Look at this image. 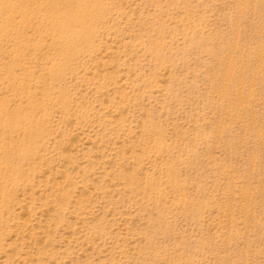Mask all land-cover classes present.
<instances>
[{
    "label": "rangeland",
    "instance_id": "obj_1",
    "mask_svg": "<svg viewBox=\"0 0 264 264\" xmlns=\"http://www.w3.org/2000/svg\"><path fill=\"white\" fill-rule=\"evenodd\" d=\"M0 264H264V0H0Z\"/></svg>",
    "mask_w": 264,
    "mask_h": 264
}]
</instances>
